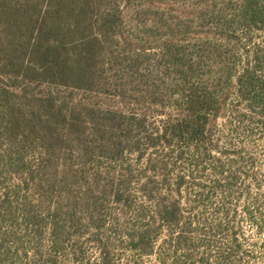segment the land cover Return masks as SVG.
Instances as JSON below:
<instances>
[{
	"label": "rangeland",
	"instance_id": "rangeland-1",
	"mask_svg": "<svg viewBox=\"0 0 264 264\" xmlns=\"http://www.w3.org/2000/svg\"><path fill=\"white\" fill-rule=\"evenodd\" d=\"M45 2H40L34 18H40ZM120 9L122 35L110 46L106 44L103 54L111 51V56L104 55L99 83L93 88L39 84L0 71V87L17 93H50L54 105L65 113L90 111L82 115L87 123L101 124L110 113L128 117L132 138L140 142L135 150L136 142L126 141L120 130H114L112 139L121 141L124 152L112 155L102 142L92 140L96 137L89 124L86 131L91 146L75 140L48 157L38 141L11 142L0 120V214L8 219L0 223V264H162L158 253L164 264H184V242L181 246L176 242L178 229L171 234L166 228L156 231L151 254L130 248L127 235L152 220L153 202L146 198L142 185L149 182L153 193L178 199L184 219V193L189 197L197 193L184 189V173L191 171L209 185L215 177L210 171L213 164L219 161L227 167L236 159L233 151L244 147L253 154L256 166L250 170L241 161L234 163L235 168L248 171L256 180L243 175L227 192L212 193L207 186L204 191L212 193L213 199L202 209L208 215L220 193H229L224 207L236 213L229 225L235 223L241 235L242 264H264V230L259 232L254 222L260 214L264 217V133L248 134L249 128L236 121L234 90L226 97L223 115L212 123L217 149L208 152L202 174L188 169L187 157L193 153L186 148L184 160V143L154 148L147 146L144 136L178 113L179 96L173 92L183 88L186 79L210 87L218 83V94L225 93L246 65L247 54L249 65L256 62L257 75L264 81V0H122ZM190 66L192 75L184 77ZM238 109L242 111V105ZM116 193L127 197L128 204L116 201ZM5 194L8 200L2 207ZM55 204L59 205L56 221L66 227H57L52 234L49 223ZM26 209L37 215L36 226L26 225L22 216ZM70 211L74 212L71 216ZM215 239L214 244L220 245L229 237Z\"/></svg>",
	"mask_w": 264,
	"mask_h": 264
},
{
	"label": "trees",
	"instance_id": "trees-1",
	"mask_svg": "<svg viewBox=\"0 0 264 264\" xmlns=\"http://www.w3.org/2000/svg\"><path fill=\"white\" fill-rule=\"evenodd\" d=\"M41 1L0 0V71L8 73V76L12 75L14 79H27L39 84L60 83L93 88L99 83V67L102 65L101 61H104V55L107 58L111 56V51L103 54L104 49L107 51L106 44L110 46L114 38L122 35V0H46L40 18H34L33 14ZM249 58L246 54L247 63L233 77V87L220 95L218 83L210 87L197 81L184 80V87L173 92L179 96L178 113L175 116L169 115L161 127L144 135L147 146L155 148L158 145L169 146L174 142L184 143V160L186 150L193 153L187 157L188 169L202 174L206 170L203 162H206L208 152L217 149L212 140V123L223 115L226 97L233 90L237 101L232 113L236 121L249 128L248 134H255V131H258L257 135L264 133V81L257 75L256 62L249 65ZM193 71L190 66L185 70L184 77L192 75ZM227 78L231 79L230 75ZM240 105L243 107L242 111L238 109ZM89 112L71 109L69 113H65L62 107L54 105L50 93H17L7 86L0 87V120L4 121L1 123L10 141H38L44 145L48 157L57 152L59 146L72 144L75 140L82 146H91L86 131L89 124L94 128L91 134L96 137L92 140L102 142L101 146H105L112 155L124 152L121 141L116 143L111 133L120 130L119 134L126 141L133 140L128 117L118 115L116 118V115L110 113L103 118L105 122L101 124L95 120L87 123L82 115H88ZM139 124L141 128L145 127L142 123ZM143 131L145 130H140ZM139 143L136 142L135 150H139ZM14 144L20 150L23 149L16 142ZM63 152L67 156L68 145L63 148ZM233 156L236 159L227 167L219 161L213 164L210 171L215 177L209 180V185H206V181L197 179L191 171L184 173V189L187 187L197 190L193 197L184 193V219L178 199L171 200L166 194L153 193L149 182L144 183L142 189L145 190V196L153 202L152 220H146L137 231L127 235L130 248L139 254H151L158 234L156 231L166 228L171 234L178 229L181 232L178 233L176 242L180 246L184 242V264H242L241 235L235 223L231 227L229 225L236 213L235 210L230 211L224 207L225 201L230 197L229 193H220L217 204L208 215L202 209L210 205L212 193L230 191L241 176L256 180L248 171L241 173L240 167L235 168L234 165L243 161L247 168L253 170L256 161L251 151L245 147L240 148L233 151ZM261 170L264 177V163ZM31 172L28 169L30 175ZM182 180L181 177L177 183L178 188ZM207 186L211 194L204 191ZM7 197L5 194L1 200L2 207L7 203ZM115 199L127 201L122 193H116ZM53 206L54 215L49 223L52 234L60 227L55 218L59 205ZM70 212V216L74 214ZM246 214L254 218L252 213ZM22 216L26 225L38 224L37 215L32 210L26 209ZM6 217L7 215L0 214V223L7 221ZM254 222L259 232H263L264 217L260 214L258 218H254ZM223 235L229 237L227 243L215 245V238ZM158 259L164 264L161 253H158Z\"/></svg>",
	"mask_w": 264,
	"mask_h": 264
}]
</instances>
